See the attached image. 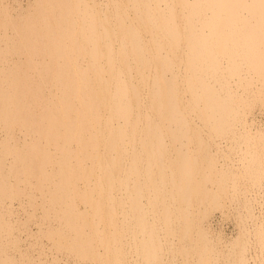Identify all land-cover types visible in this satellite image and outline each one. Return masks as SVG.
I'll list each match as a JSON object with an SVG mask.
<instances>
[{
    "label": "bare ground",
    "instance_id": "1",
    "mask_svg": "<svg viewBox=\"0 0 264 264\" xmlns=\"http://www.w3.org/2000/svg\"><path fill=\"white\" fill-rule=\"evenodd\" d=\"M82 262L264 264V0H0V264Z\"/></svg>",
    "mask_w": 264,
    "mask_h": 264
},
{
    "label": "rangeland",
    "instance_id": "2",
    "mask_svg": "<svg viewBox=\"0 0 264 264\" xmlns=\"http://www.w3.org/2000/svg\"><path fill=\"white\" fill-rule=\"evenodd\" d=\"M216 213H217V216H215V217H216V218H215L216 221H218V220L221 221V219H222L221 214H220L219 212H216ZM224 220L226 221L225 224L223 223ZM224 220H222V223H223L224 226L226 225V228H227V229H225V230H226V232H227L228 234H230V233L232 234L233 232H231V231H234V230L236 231L237 228L234 229L235 224H234V222H233L232 220H229V219H228V220L224 219ZM220 221H219V222H220ZM233 225H234V226H233ZM235 231H234V232H235ZM82 263L85 264L84 262H82Z\"/></svg>",
    "mask_w": 264,
    "mask_h": 264
}]
</instances>
